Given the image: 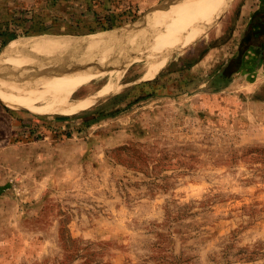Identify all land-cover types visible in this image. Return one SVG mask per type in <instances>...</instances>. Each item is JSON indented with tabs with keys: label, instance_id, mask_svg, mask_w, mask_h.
<instances>
[{
	"label": "rangeland",
	"instance_id": "obj_1",
	"mask_svg": "<svg viewBox=\"0 0 264 264\" xmlns=\"http://www.w3.org/2000/svg\"><path fill=\"white\" fill-rule=\"evenodd\" d=\"M172 1L0 0V57L101 40L21 49L0 88L87 76L72 103L111 70L122 86L72 114L0 96V264H264V60L245 40L264 0L214 3L148 77Z\"/></svg>",
	"mask_w": 264,
	"mask_h": 264
},
{
	"label": "bare ground",
	"instance_id": "obj_2",
	"mask_svg": "<svg viewBox=\"0 0 264 264\" xmlns=\"http://www.w3.org/2000/svg\"><path fill=\"white\" fill-rule=\"evenodd\" d=\"M219 1L220 0H186V1H184V3H182L181 7L177 11H174L172 13H169V14L163 16L160 19V21L155 23L156 27L153 28L152 34L147 39L149 44L144 47V50L147 53V54H144V58H146L149 69H150L149 73H148V77H154L164 67L168 58L173 54V52L176 50L178 44L182 40H184L185 37L190 36V37H192L191 42L194 41V35L198 32V30L203 29V27L206 25V22L210 21V12L214 10L213 4L218 3ZM167 2L170 3V1H166V3ZM141 35L142 34H140V37H141ZM142 37H143V35H142ZM90 40H92V41H90ZM147 40H144V41H147ZM75 42L72 43V41L68 42L66 40H60L57 42H53V41L49 42L47 40V41H42L39 43H33V45L29 44L30 46L28 48L27 47L21 48V45L17 44L14 47V49H12L11 51H9L7 53V55L0 57V68L2 66L4 67V65H6V67H7V65L16 57L17 54H20V51L22 52V50H26V49L37 50V49L48 48V47H53V46L64 48L66 46H70L73 44L76 46L78 45V47H79V45H81V46L86 45V47H88V49H90V48H94L97 45V43L99 44L101 42V40L99 39V40L95 41L94 39H89L88 41L86 40V42L83 41L84 43H82V42L81 43H79V42L75 43ZM124 42L125 41H123V43ZM141 43H144V42L141 41ZM126 44L128 46H130L128 44V42L124 43V45H126ZM141 45H139V46L141 47ZM123 48H125V47H123ZM78 49H80V47ZM101 50H103V49H101ZM94 51H97V49ZM118 51H119V49H118ZM118 51H117V53H118ZM88 52L90 53V51H88ZM114 53H113V56L115 57L116 55H114ZM86 54L88 55V53H86ZM96 56H98V55H96ZM100 56H98L97 59H100V58L102 59V57H100ZM104 56H106V54ZM93 57H95V56H93ZM111 57H112V54H111ZM114 57H112V58H114ZM91 59L92 58L90 55V60ZM126 59L127 58H125L124 60H126ZM102 60L104 61V59H102ZM108 60L112 61L113 59L112 60L108 59ZM85 61H88V60H85ZM92 61H93V59H92ZM122 62L123 61H121V63ZM105 63H107V62H105ZM121 63L118 65H121ZM127 63H129V61ZM95 64H96V62H95ZM100 64H102V62L100 63V61H99V65ZM92 65H94V64H92ZM92 65H91V67H92ZM87 66H90V65L87 64ZM109 66H110V63H109ZM94 67H96V66L94 65ZM127 67H128V65H127ZM66 70H62V71L66 72ZM68 70H70V69H68ZM87 71H89V73L93 72V71L88 70V69H87ZM114 72L115 71L111 70L109 73H103V74H107L108 77L103 83H101L100 88H98L94 94L89 93L90 88H84L83 87L80 90H78L77 94L80 98H78L76 101H73L72 103H70V98L72 99L75 88L78 85L85 83L87 81V79H89L87 76L86 77L68 76L67 74H69V73H66V74L64 73L63 74L64 76H60V77H57L54 79H50V80L49 79H42V80H40L42 77L40 75V76H38V77H40V79L38 77H36V79L37 78L39 79L37 81H35V79H34L35 77H32L34 80L33 83L25 82L26 80H24L25 84H23V85H11L10 87H8V89L7 88H0V96L4 100V102L12 108H25V109H29L31 111H36V112H58V113H71L72 114V113L77 112L78 110L90 108L93 104H95L102 97H104L106 95H110L114 92L121 90L122 86L115 79L116 75ZM30 73H32V72H30ZM34 73H36V72H34ZM39 74H41V73H39ZM39 74L36 73V76ZM45 74H43V76ZM61 74L62 73H60V75ZM48 75H51V74L49 73ZM48 75H47V77H48ZM31 76H33V75H31ZM21 77H23V76H21ZM30 77H27V78H30ZM81 78H83V79H81ZM19 81L21 82L20 79H19Z\"/></svg>",
	"mask_w": 264,
	"mask_h": 264
},
{
	"label": "flooded vegetation",
	"instance_id": "obj_3",
	"mask_svg": "<svg viewBox=\"0 0 264 264\" xmlns=\"http://www.w3.org/2000/svg\"><path fill=\"white\" fill-rule=\"evenodd\" d=\"M251 25L246 33V45L257 53L260 61L264 60V8L251 18Z\"/></svg>",
	"mask_w": 264,
	"mask_h": 264
},
{
	"label": "trees",
	"instance_id": "obj_4",
	"mask_svg": "<svg viewBox=\"0 0 264 264\" xmlns=\"http://www.w3.org/2000/svg\"><path fill=\"white\" fill-rule=\"evenodd\" d=\"M3 35V34H2ZM10 37H12L11 39L13 40V39H15V38H17L18 37V35H16V34H14V35H12V36H10ZM16 41V40H15ZM17 42V41H16ZM1 193V192H0Z\"/></svg>",
	"mask_w": 264,
	"mask_h": 264
},
{
	"label": "crops",
	"instance_id": "obj_5",
	"mask_svg": "<svg viewBox=\"0 0 264 264\" xmlns=\"http://www.w3.org/2000/svg\"><path fill=\"white\" fill-rule=\"evenodd\" d=\"M0 38H1V35H0ZM14 43H16V41H12L11 44L8 46V48L11 47V45L14 44Z\"/></svg>",
	"mask_w": 264,
	"mask_h": 264
}]
</instances>
